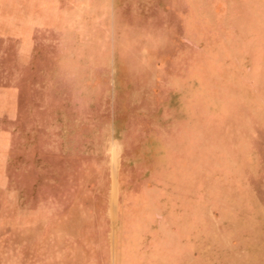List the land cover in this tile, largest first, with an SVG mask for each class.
I'll return each mask as SVG.
<instances>
[{
    "label": "rangeland",
    "instance_id": "rangeland-1",
    "mask_svg": "<svg viewBox=\"0 0 264 264\" xmlns=\"http://www.w3.org/2000/svg\"><path fill=\"white\" fill-rule=\"evenodd\" d=\"M0 264H264V0H0Z\"/></svg>",
    "mask_w": 264,
    "mask_h": 264
}]
</instances>
